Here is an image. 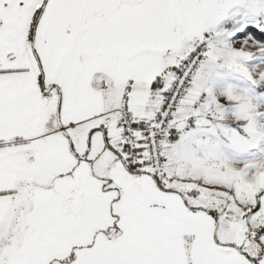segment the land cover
Returning <instances> with one entry per match:
<instances>
[{
	"label": "snow or ice",
	"instance_id": "1",
	"mask_svg": "<svg viewBox=\"0 0 264 264\" xmlns=\"http://www.w3.org/2000/svg\"><path fill=\"white\" fill-rule=\"evenodd\" d=\"M0 264H264V0H0Z\"/></svg>",
	"mask_w": 264,
	"mask_h": 264
}]
</instances>
